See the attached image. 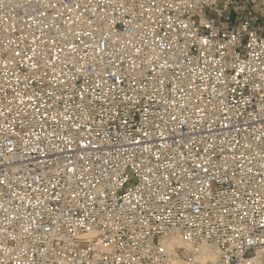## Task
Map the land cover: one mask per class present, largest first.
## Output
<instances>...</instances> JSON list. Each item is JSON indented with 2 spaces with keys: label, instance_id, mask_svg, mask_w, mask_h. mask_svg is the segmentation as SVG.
Segmentation results:
<instances>
[{
  "label": "built area",
  "instance_id": "built-area-1",
  "mask_svg": "<svg viewBox=\"0 0 264 264\" xmlns=\"http://www.w3.org/2000/svg\"><path fill=\"white\" fill-rule=\"evenodd\" d=\"M217 2L0 0V264H264V0Z\"/></svg>",
  "mask_w": 264,
  "mask_h": 264
},
{
  "label": "snow or ice",
  "instance_id": "snow-or-ice-1",
  "mask_svg": "<svg viewBox=\"0 0 264 264\" xmlns=\"http://www.w3.org/2000/svg\"><path fill=\"white\" fill-rule=\"evenodd\" d=\"M185 2L187 3V0H185ZM85 7H86V6H85ZM140 7L143 8L144 5L141 4ZM158 7H159V5H158ZM169 7H172V5L170 4ZM229 7H231V5H229ZM216 8H221V4L219 3V0H218V2H217V4H216ZM221 11H223L222 8H221ZM229 26L231 27V22H229ZM224 31H228V29H224ZM233 31H235V28H233ZM241 34H242V35H246V31H245L244 29H241ZM261 36H264V33H260V34L255 35V36H254V39L259 40ZM233 39H235V37H233ZM253 227H254V228H258V229L261 230V231H264V224H256V222L254 221V222H253ZM185 239H187V237H185ZM89 242H90V243H93L94 241H92V240L89 238ZM100 243L103 244V241L101 240ZM250 243H251V241H250ZM84 247H87V245H84ZM159 251H160L161 253H163V252L165 251V248H164V247H160V248H159ZM218 264H229V261H227V260L224 258L223 254H221V255L219 256Z\"/></svg>",
  "mask_w": 264,
  "mask_h": 264
},
{
  "label": "bare ground",
  "instance_id": "bare-ground-1",
  "mask_svg": "<svg viewBox=\"0 0 264 264\" xmlns=\"http://www.w3.org/2000/svg\"><path fill=\"white\" fill-rule=\"evenodd\" d=\"M210 258H211L210 256H206L205 258H201L200 260H201L202 262H204L205 260L210 259Z\"/></svg>",
  "mask_w": 264,
  "mask_h": 264
}]
</instances>
